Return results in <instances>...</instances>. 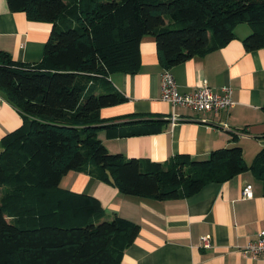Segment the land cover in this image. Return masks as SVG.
<instances>
[{
  "label": "trees",
  "instance_id": "obj_1",
  "mask_svg": "<svg viewBox=\"0 0 264 264\" xmlns=\"http://www.w3.org/2000/svg\"><path fill=\"white\" fill-rule=\"evenodd\" d=\"M7 2L52 30L36 64L0 50V93L25 114L1 139L0 264H121L140 225L109 219L99 198L62 187L71 171L159 199L187 197L251 171L264 193V145L252 164L239 145L213 149L205 159L181 153L159 162L111 152L99 137L103 130L111 137L141 134L139 128L162 120L116 121L100 113L126 101L109 76L138 71L143 37H155L166 69L223 47L240 23L251 27L246 49L257 50L264 47V0Z\"/></svg>",
  "mask_w": 264,
  "mask_h": 264
},
{
  "label": "crops",
  "instance_id": "obj_2",
  "mask_svg": "<svg viewBox=\"0 0 264 264\" xmlns=\"http://www.w3.org/2000/svg\"><path fill=\"white\" fill-rule=\"evenodd\" d=\"M52 23L30 20L24 11H11L0 0V50L13 59L36 64L44 57ZM236 37L223 47L196 55L170 68L181 92L207 83L216 90L233 89L234 105L219 112L175 107L161 98V74L157 43L153 35L141 41V65L137 72H115L110 84L126 101L101 108L108 120L162 119L139 128L141 134L99 137L111 152L126 157L165 162L188 153L205 159L213 149L239 145L248 162L264 145V47L246 49L243 39L251 33L247 23L235 28ZM180 113L173 120V113ZM25 114L0 93L1 139L21 126ZM247 184L253 196L243 195ZM61 186L89 193L100 199L107 218L119 215L140 225L139 235L126 248L121 264H264L261 257L244 253L249 241L264 230V193L261 181L251 171L223 182H209L195 194L159 199L124 194L112 182L90 173L71 171ZM211 235L210 246L202 237Z\"/></svg>",
  "mask_w": 264,
  "mask_h": 264
},
{
  "label": "built area",
  "instance_id": "obj_3",
  "mask_svg": "<svg viewBox=\"0 0 264 264\" xmlns=\"http://www.w3.org/2000/svg\"><path fill=\"white\" fill-rule=\"evenodd\" d=\"M161 98L175 107L189 108L195 111L219 112L234 105L233 89L225 86L221 90H216L207 83L196 87L190 92H181L177 80L170 69H164L161 74ZM180 113L174 112L172 119L176 120ZM245 197L253 196L252 184H247L243 188ZM211 235L202 237V244L210 246ZM244 253L252 258L261 257L264 259V230L259 232L256 239L251 240L244 248Z\"/></svg>",
  "mask_w": 264,
  "mask_h": 264
}]
</instances>
